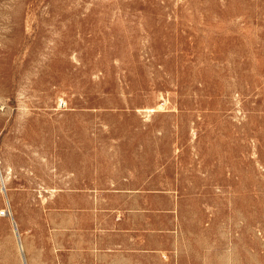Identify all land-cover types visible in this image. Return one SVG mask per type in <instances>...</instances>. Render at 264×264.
<instances>
[{"label":"rangeland","instance_id":"obj_1","mask_svg":"<svg viewBox=\"0 0 264 264\" xmlns=\"http://www.w3.org/2000/svg\"><path fill=\"white\" fill-rule=\"evenodd\" d=\"M0 264H264V0H0Z\"/></svg>","mask_w":264,"mask_h":264},{"label":"bare ground","instance_id":"obj_2","mask_svg":"<svg viewBox=\"0 0 264 264\" xmlns=\"http://www.w3.org/2000/svg\"><path fill=\"white\" fill-rule=\"evenodd\" d=\"M7 170V169H6ZM5 170V171H6ZM8 171V170H7ZM9 173H10V171H8ZM6 172H4V174H5ZM2 177V176H1ZM9 177V176H8ZM11 177V176H10ZM2 178H4V177H2ZM7 178V177H6ZM9 179V178H8ZM11 179V178H10ZM3 180V179H2ZM8 181V180H7ZM5 182H6V179H5ZM6 184V183H5ZM8 186V185H7ZM9 186H10V184H9ZM2 188V187H1ZM5 188V187H4ZM10 189V188H9ZM12 190V189H11ZM10 191V190H9ZM10 193V192H9ZM13 194H14V192H13ZM14 197V196H13ZM15 198V197H14ZM11 200V199H10ZM13 218V217H12ZM11 218V219H12ZM18 223V222H17Z\"/></svg>","mask_w":264,"mask_h":264},{"label":"built area","instance_id":"obj_3","mask_svg":"<svg viewBox=\"0 0 264 264\" xmlns=\"http://www.w3.org/2000/svg\"><path fill=\"white\" fill-rule=\"evenodd\" d=\"M3 214H5V212H3Z\"/></svg>","mask_w":264,"mask_h":264}]
</instances>
